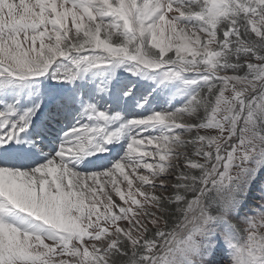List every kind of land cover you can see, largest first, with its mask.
Masks as SVG:
<instances>
[{"label":"snow or ice","instance_id":"1","mask_svg":"<svg viewBox=\"0 0 264 264\" xmlns=\"http://www.w3.org/2000/svg\"><path fill=\"white\" fill-rule=\"evenodd\" d=\"M0 264H264V0H0Z\"/></svg>","mask_w":264,"mask_h":264}]
</instances>
